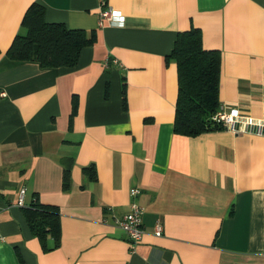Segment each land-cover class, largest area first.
Returning a JSON list of instances; mask_svg holds the SVG:
<instances>
[{
	"label": "crops",
	"instance_id": "0c3cea01",
	"mask_svg": "<svg viewBox=\"0 0 264 264\" xmlns=\"http://www.w3.org/2000/svg\"><path fill=\"white\" fill-rule=\"evenodd\" d=\"M104 1L117 18L100 26L103 0H0V264H264V136L176 134L171 58L198 29L220 54V105L264 124V0ZM34 4L95 36L73 68L6 56ZM131 189L135 246L115 225ZM33 201L59 212L55 248L28 226Z\"/></svg>",
	"mask_w": 264,
	"mask_h": 264
},
{
	"label": "trees",
	"instance_id": "16d2710c",
	"mask_svg": "<svg viewBox=\"0 0 264 264\" xmlns=\"http://www.w3.org/2000/svg\"><path fill=\"white\" fill-rule=\"evenodd\" d=\"M22 28L23 33L14 38L6 56L13 61L36 62L43 68H73L82 49L95 42V36H89L83 30H68L62 25L46 24L43 8L37 4L30 6L25 13ZM171 58L176 64L178 82L174 132L192 138L221 131V126L212 120L220 106L219 52L205 50L201 32L192 28L178 33ZM64 171L62 190L67 191L68 167ZM94 179L92 175L89 177L90 181ZM23 214L35 237L43 239L49 234L55 241L54 248L58 246L60 222L56 207L33 201Z\"/></svg>",
	"mask_w": 264,
	"mask_h": 264
},
{
	"label": "built area",
	"instance_id": "2783aa9c",
	"mask_svg": "<svg viewBox=\"0 0 264 264\" xmlns=\"http://www.w3.org/2000/svg\"><path fill=\"white\" fill-rule=\"evenodd\" d=\"M100 22L99 25L105 21L112 22L114 16L110 9L105 6V1L101 2L100 5ZM213 122L221 126L223 131L230 132L234 135L250 133L255 135L264 136V124L254 120L251 117L242 115L238 110L226 109L223 106H219L216 113L212 117ZM140 191L138 189L130 190V197L132 203L130 204L129 210L122 217L115 220V225L119 228L127 237L131 245H137L143 238V227H142V215L143 208L135 201L139 197ZM25 191L21 190L18 201L15 207L24 206ZM163 228L160 222H156L154 226V235L161 237Z\"/></svg>",
	"mask_w": 264,
	"mask_h": 264
}]
</instances>
